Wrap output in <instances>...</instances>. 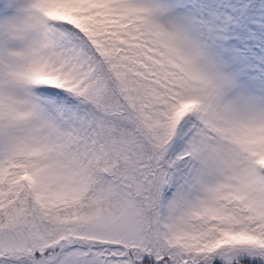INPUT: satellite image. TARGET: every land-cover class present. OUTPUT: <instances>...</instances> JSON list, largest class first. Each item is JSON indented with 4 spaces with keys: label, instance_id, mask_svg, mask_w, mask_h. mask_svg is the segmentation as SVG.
Here are the masks:
<instances>
[{
    "label": "snow or ice",
    "instance_id": "obj_1",
    "mask_svg": "<svg viewBox=\"0 0 264 264\" xmlns=\"http://www.w3.org/2000/svg\"><path fill=\"white\" fill-rule=\"evenodd\" d=\"M0 264H264V0H0Z\"/></svg>",
    "mask_w": 264,
    "mask_h": 264
}]
</instances>
